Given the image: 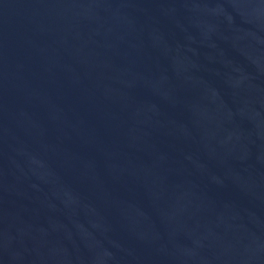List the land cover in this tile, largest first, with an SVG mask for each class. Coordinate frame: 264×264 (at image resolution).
I'll return each instance as SVG.
<instances>
[{"label":"water","instance_id":"water-1","mask_svg":"<svg viewBox=\"0 0 264 264\" xmlns=\"http://www.w3.org/2000/svg\"><path fill=\"white\" fill-rule=\"evenodd\" d=\"M0 264H264V0H0Z\"/></svg>","mask_w":264,"mask_h":264}]
</instances>
